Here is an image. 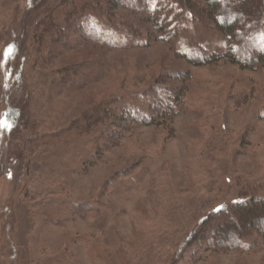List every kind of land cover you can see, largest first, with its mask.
Wrapping results in <instances>:
<instances>
[{
    "label": "rangeland",
    "instance_id": "374dc122",
    "mask_svg": "<svg viewBox=\"0 0 264 264\" xmlns=\"http://www.w3.org/2000/svg\"><path fill=\"white\" fill-rule=\"evenodd\" d=\"M72 10L98 16L100 22L92 25L90 34L80 31L73 36L75 23L83 22L78 16L69 21ZM175 12L183 14L171 13ZM181 17L186 27L176 32L173 26H165L168 32H176L166 39L150 18L125 6L109 10L99 0H0V120L12 125L0 129V264H51L66 253L71 254L70 264H129L126 259L130 264H153L150 250L159 237L152 232L154 225L162 223L167 207L183 206L190 214L205 206L212 209L211 197H221L217 196L223 195L221 188H228L227 181L220 189L219 184L206 181L196 163L198 149H204L197 143L209 126L224 134L222 149L214 154L222 152L218 156L222 166L215 170L255 180L264 176V68L242 70L228 60L191 66L183 59L188 47L206 44L210 53L222 54L223 36L209 25L187 21L185 14ZM50 20L61 32L66 29L63 40L55 42L54 34L46 33ZM111 29L116 36L101 34ZM93 33L105 42H96ZM40 37L48 49L42 48ZM70 66L92 74L80 90L73 89L77 82L61 81L59 71ZM177 72L189 73L191 78L185 86V104L168 128L136 126L84 171L67 172L63 186L49 177L52 168L73 160L57 144L58 130H68L100 103L140 96L161 75ZM28 98L37 109L33 112L52 129L41 131L49 136L51 158L38 160L41 176L32 172L28 177L23 161L12 157L13 136L22 126ZM26 188L31 191L28 195ZM222 200L231 201L232 196ZM69 201L110 202L119 212L113 221L100 223L101 230L93 231L79 217L63 212L62 203ZM90 249L93 260L87 254ZM184 258L181 264H264V249L208 251Z\"/></svg>",
    "mask_w": 264,
    "mask_h": 264
},
{
    "label": "trees",
    "instance_id": "16d2710c",
    "mask_svg": "<svg viewBox=\"0 0 264 264\" xmlns=\"http://www.w3.org/2000/svg\"><path fill=\"white\" fill-rule=\"evenodd\" d=\"M99 1L104 2L109 10L125 6L135 13L150 18L160 33L165 32L166 39L174 38L179 27H186L185 20L182 21L181 17L184 14L187 21L206 24L209 28L215 29L223 36V41L220 43L224 45L221 47L225 48L223 53L219 54L217 51L210 53L206 44L201 47H188L189 53L183 52V59L191 66L201 67L228 60L242 70L257 71L264 68V0ZM174 10H180L183 14L171 13ZM82 13L72 10L69 16V21L78 16V21L84 23L80 24L81 26L75 23L73 36H79L80 31L90 34L92 25L100 22L98 19L100 17L97 16L94 19L92 16H83ZM51 17L48 18L53 20ZM52 20L47 25L49 29L46 33H53L55 37L51 35L56 39L55 42L63 40L62 36H67L66 29H62L61 32ZM89 20L91 22L93 20L94 23L92 22L90 27L85 26ZM165 26H173L176 32H168L164 29ZM93 32L96 33L97 30L94 29ZM116 32L111 29L101 34L109 33L116 36ZM93 37L96 42H105L98 34H94ZM40 38L42 48H47V43L43 44L44 37ZM109 45L113 46V44ZM59 73L63 84L67 85L73 81L78 83V86L73 87L75 91L82 89L85 83L92 79L90 70L81 74L77 67L72 66L61 69ZM190 78L189 73L182 72L161 75L158 81L142 95L107 100L94 106L82 119L72 123L68 130H58L59 133L55 135L57 144L63 146L65 157L72 156L73 160L62 161L60 169L52 168L49 177L63 186L67 172L84 171L101 156L105 148L117 146L121 138L136 126L163 125L168 128L167 124L172 122L185 104L187 92L185 86L189 84ZM247 99L244 97V100ZM26 101L25 116H22L21 120L22 126L13 136L16 148L12 157L23 161L28 177L32 172L41 176L44 172H41L38 160L43 157L51 160L50 155L47 156L49 136L43 135L41 131L49 133L52 129L48 127L49 122L44 117L33 112L37 109L32 108L34 105L32 99L28 98ZM205 130L209 132H206L205 138L197 143L204 149L201 152L198 149L200 156L197 155L196 163L206 181L210 184H219V189L220 184L227 181L228 188L226 190L221 188L223 195L217 194L221 197H211L210 202H214L212 209L206 210L205 206L190 214L183 206L174 204L167 207L162 223L154 225V232H152L154 234L157 231L155 235L159 237L155 247L150 250L154 256L153 264H181L186 259L184 256L197 257L208 251L228 253L264 249V176L255 180L245 174L242 176L230 174L224 169H216V171L217 165L222 166L218 157L222 155V152L214 154L215 150L221 148L220 145L224 141L223 130L213 129L212 126ZM62 158L64 159V156ZM133 179L135 180V177ZM24 192L27 195L31 193L28 188L24 189ZM225 196H232V200L223 201L222 198ZM34 206L39 207L43 204L35 203ZM61 206L63 212L79 217L85 226L93 231L101 230L100 223L113 221V217L119 212L112 203L104 201H99L96 205L84 201H69L63 202ZM142 238L145 244V236L142 235ZM146 239L149 242V238L146 237ZM87 254L90 259H95L92 249ZM144 256L147 261V256ZM70 257L71 254L66 253L51 264H70ZM126 260L130 264V260Z\"/></svg>",
    "mask_w": 264,
    "mask_h": 264
},
{
    "label": "snow or ice",
    "instance_id": "6c2138e0",
    "mask_svg": "<svg viewBox=\"0 0 264 264\" xmlns=\"http://www.w3.org/2000/svg\"><path fill=\"white\" fill-rule=\"evenodd\" d=\"M10 52H11V49H8L5 52L6 59L10 58ZM5 116H7V114H5ZM11 127L12 125L7 121V119L0 120V129H11ZM217 211H219V209H217Z\"/></svg>",
    "mask_w": 264,
    "mask_h": 264
}]
</instances>
